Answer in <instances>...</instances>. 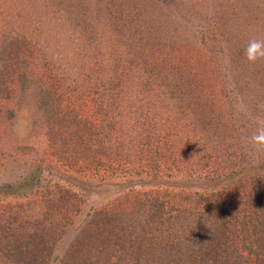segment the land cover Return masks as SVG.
<instances>
[{"label": "rangeland", "instance_id": "rangeland-1", "mask_svg": "<svg viewBox=\"0 0 264 264\" xmlns=\"http://www.w3.org/2000/svg\"><path fill=\"white\" fill-rule=\"evenodd\" d=\"M264 0H0V264H264Z\"/></svg>", "mask_w": 264, "mask_h": 264}, {"label": "clouds", "instance_id": "clouds-1", "mask_svg": "<svg viewBox=\"0 0 264 264\" xmlns=\"http://www.w3.org/2000/svg\"><path fill=\"white\" fill-rule=\"evenodd\" d=\"M245 56L250 64H254L264 57V44L256 40L250 41ZM256 125V131L248 138V142L253 154H264V119H257Z\"/></svg>", "mask_w": 264, "mask_h": 264}, {"label": "trees", "instance_id": "trees-1", "mask_svg": "<svg viewBox=\"0 0 264 264\" xmlns=\"http://www.w3.org/2000/svg\"><path fill=\"white\" fill-rule=\"evenodd\" d=\"M264 224L262 223V226H263Z\"/></svg>", "mask_w": 264, "mask_h": 264}]
</instances>
